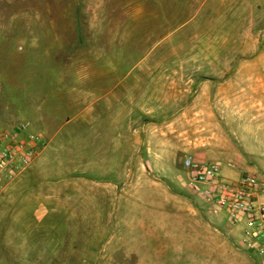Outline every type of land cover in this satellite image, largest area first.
Instances as JSON below:
<instances>
[{"label": "crops", "instance_id": "0c3cea01", "mask_svg": "<svg viewBox=\"0 0 264 264\" xmlns=\"http://www.w3.org/2000/svg\"><path fill=\"white\" fill-rule=\"evenodd\" d=\"M251 25L264 27V15ZM251 37L254 41L253 33ZM205 74L193 95L191 87L153 82L124 86L116 95L104 85H93L87 90L93 114L82 118L77 131L64 134L61 140L67 141L52 131L54 119L45 122L43 132L36 131L46 147L29 168L1 188L0 211L22 203L23 210L33 209L40 232L66 238L48 258L36 246H23L19 254L16 251L20 261L79 264L78 236L98 232L96 204L107 201L122 204L125 241L118 246L123 257L102 264H224L222 246L242 243L247 224H235L227 232L216 228L213 217L229 219L227 214H215L207 204L197 207L180 191L189 187L175 161L184 153L186 158L222 165L223 176L232 181L243 173L264 178L258 174L264 172V65L213 68ZM176 107L183 109L176 113ZM176 185L180 190L172 189ZM154 187L163 188V194L153 193ZM80 217L87 219V227H80ZM73 235L76 242L69 239ZM85 261L87 257L82 264Z\"/></svg>", "mask_w": 264, "mask_h": 264}, {"label": "rangeland", "instance_id": "374dc122", "mask_svg": "<svg viewBox=\"0 0 264 264\" xmlns=\"http://www.w3.org/2000/svg\"><path fill=\"white\" fill-rule=\"evenodd\" d=\"M262 15L264 0H0V131L25 122L30 130L43 132L45 122L54 119L52 131L61 140L93 114L94 107L87 105L93 85H104L116 95L124 86L153 82L191 87L193 95L199 79L213 68L264 65V27L251 25ZM192 143L197 149L198 140ZM185 158L180 153L175 161L183 181ZM258 174L264 177V172ZM172 189L180 190L177 185ZM152 190L163 194V188ZM180 191L197 207H207L191 189ZM96 206L98 232L78 236L79 264L84 257L85 264L123 257L118 247L125 241L122 204ZM23 207L17 203L0 211V264H26L18 257L23 246H36L48 258L50 250L65 245L66 236L40 232L33 209ZM82 218L80 227H87ZM211 221L223 232L235 226L223 215ZM70 237L76 242L77 235ZM233 243L222 246L224 264H261L259 255L247 259L255 252L240 241Z\"/></svg>", "mask_w": 264, "mask_h": 264}, {"label": "built area", "instance_id": "2783aa9c", "mask_svg": "<svg viewBox=\"0 0 264 264\" xmlns=\"http://www.w3.org/2000/svg\"><path fill=\"white\" fill-rule=\"evenodd\" d=\"M46 142L41 133L20 123L0 131V190L29 168ZM187 186L205 200L215 214L225 212L233 224L246 222L242 244L264 264V178L243 173L235 180L223 176L222 165L185 159ZM230 167H233L229 165Z\"/></svg>", "mask_w": 264, "mask_h": 264}]
</instances>
